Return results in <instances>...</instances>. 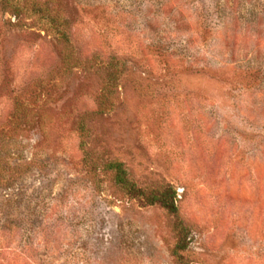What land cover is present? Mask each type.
Masks as SVG:
<instances>
[{"label": "rangeland", "instance_id": "obj_1", "mask_svg": "<svg viewBox=\"0 0 264 264\" xmlns=\"http://www.w3.org/2000/svg\"><path fill=\"white\" fill-rule=\"evenodd\" d=\"M17 1L42 12L0 0V264H264V0ZM115 161L177 190L186 248Z\"/></svg>", "mask_w": 264, "mask_h": 264}, {"label": "trees", "instance_id": "obj_2", "mask_svg": "<svg viewBox=\"0 0 264 264\" xmlns=\"http://www.w3.org/2000/svg\"><path fill=\"white\" fill-rule=\"evenodd\" d=\"M4 5L13 10L15 13H25L31 15L33 13H41L42 9L34 10L35 8H27L18 3L17 0H2ZM41 11V12H40ZM46 16V15H44ZM47 31L54 32L60 39L69 43V36L66 29V22L62 19H54L53 21H45ZM73 56L68 53L65 57V62L68 64L72 62ZM109 87V86H108ZM110 88V87H109ZM108 168L115 172V178L119 185H121L127 193L139 198L143 203L148 205L160 204L165 207L170 213L178 216L176 226L181 234L179 248H186L188 244V230L184 226L182 220L179 218V208L177 204V190L171 185L164 187L143 188L136 185L128 177V172L123 162L115 161L108 164Z\"/></svg>", "mask_w": 264, "mask_h": 264}]
</instances>
